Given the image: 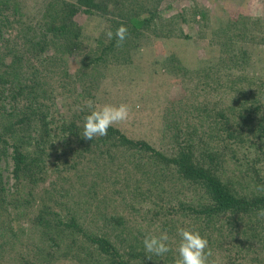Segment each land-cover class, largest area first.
Instances as JSON below:
<instances>
[{"label": "rangeland", "instance_id": "1", "mask_svg": "<svg viewBox=\"0 0 264 264\" xmlns=\"http://www.w3.org/2000/svg\"><path fill=\"white\" fill-rule=\"evenodd\" d=\"M1 1L0 134L5 141H0V264H112L89 243L76 248L73 241L82 238L43 226L37 217L46 207L55 211L46 209L43 214L51 224L55 218L78 215L76 225L87 226L93 236L110 232L121 241L125 233L113 228L123 224L136 232L134 241L127 240L131 244H143L146 234L166 231L171 251L163 256L149 253L152 259L145 257L144 264H174L180 239L172 238L175 220L186 219L200 230L188 213L209 201L202 187L185 181L162 160L189 145H194L195 159L214 170L235 194L264 192V137L259 136V130L264 131V105L258 109V103L264 104V0H106L108 13L91 15L82 12L79 0ZM62 22L65 28L59 27ZM120 25L135 29L118 46L106 33ZM64 42L76 44L71 55L62 52ZM22 84L23 91L14 99L12 89L16 86L18 91ZM47 86L55 104L48 110L47 103L36 107L43 120H33L30 128L35 133L30 135L29 126L17 128L15 122L33 114L30 93L39 95ZM89 100L97 106L128 104L129 119L113 128L147 142L155 152L81 137L97 146L77 152L80 157L74 161L83 163L74 185L49 167L47 172H56L43 189L40 179L47 172L36 181L26 173L36 168L41 155L47 118L59 113L62 119L54 126L58 131L75 121L82 133ZM13 131L23 142L30 138L26 150L34 156L29 157L30 171L18 179L9 139ZM70 147L60 146L53 153L54 163H62V156L73 163ZM100 148L114 157L110 166L95 165V150ZM100 194L106 197L103 204ZM62 196H76L77 206L61 205ZM98 203L101 209L94 211ZM236 219L225 229L237 225ZM220 220L225 224L224 217ZM255 228L247 232L254 234ZM242 234L236 230L234 237L213 246L218 249H210L209 264H264L263 259L253 261L256 255L250 246L240 244L241 237H250ZM201 235L208 239L205 231Z\"/></svg>", "mask_w": 264, "mask_h": 264}, {"label": "trees", "instance_id": "2", "mask_svg": "<svg viewBox=\"0 0 264 264\" xmlns=\"http://www.w3.org/2000/svg\"><path fill=\"white\" fill-rule=\"evenodd\" d=\"M79 2H80L81 7H83L82 12L87 13L88 15H91L92 13H94V11L100 14H102V12L108 13L109 11V8H108L109 3L106 0H79ZM2 3L3 2L0 0V6H2ZM77 10L79 9L76 8L75 11ZM139 21L140 20H136L135 22L134 20L133 23L135 22L136 24H139ZM248 21H252V19L247 18V22ZM66 26L67 24L63 22L59 24V27H62V28H65ZM127 29H129V26H127ZM134 29H135L134 26H132V28L128 30V35H130L129 33L134 32ZM60 35H63V32L55 36L58 37ZM65 43L67 42H64V44ZM68 43L65 45L66 49L62 51L63 53H65V55L66 54L71 55L72 51L75 49L76 44L73 46V44L68 45ZM263 45H264V40H263ZM6 71L7 70L3 68V73H5ZM47 78L49 77L47 76ZM16 88L17 87L15 86L12 89V93H13L12 95L14 99H16L17 96L21 94V92L24 89V85L22 84V86H20L18 91L16 90ZM30 94L32 98L28 100V102H29V107L32 108L34 111L33 114H31L33 115V117L31 115L24 114V116L22 115L20 116L19 119L16 120L15 124L17 125V128L22 126V124L23 125L25 124V126L27 127L29 126V131L31 132L30 135H32V133H35L34 129L30 128V126L33 125V122H35L33 120H35V118L36 120L38 119L39 121L43 120V114L40 112V110L36 111V107L38 108L45 107V103H47V110L49 108L52 109V106L55 104V97L52 95L51 91H49L48 86H47V90H44V92H42L39 95H33L32 93ZM258 105H259L258 109L261 110L262 108H260V106L263 107L264 104L258 103ZM255 109L257 110V108ZM43 113L45 115L46 112L43 110ZM60 119L62 118H60L59 113H56L55 116H51V118L49 119L47 118V133L41 136L42 137L41 141L43 142L44 147L42 149L41 155L37 158L38 162L35 164L36 168L31 172H28L30 171V167H31L30 166L31 163H29V157L33 158L34 156L31 152L29 154L26 150L27 146L29 145L28 142L30 138L26 142H23L19 139L21 135H18L15 131L11 132V134L9 135V139L12 142L13 147H14L12 151V159L14 161L13 172H14V176L17 179L20 178V176L24 175L26 172H28L26 173V175L31 176L32 178L30 179L32 181L34 180L36 176H39L37 178H40L41 174L46 175L47 171L45 168L52 167V169L59 170L58 175L60 176V178H63L65 182L71 183V185H74L73 179L76 178L74 175L75 173L79 172L78 168L81 167L80 165L83 163V162H80V160L78 162L74 161L75 158L80 157L77 154V152L79 153L81 150H84V149L89 150L88 147L97 146V145H95L94 143L88 144V143L83 142V140L81 139L82 136L80 134L81 128L78 127L77 124H75V121L68 122L69 124H66V126L63 127V131L66 132L67 130L69 133L63 134V131H58L56 127L54 126L59 125ZM45 123L46 122H44V124ZM51 124H53V128H49L48 125H51ZM258 126L261 128V130H263L261 124H259ZM38 132H39V129H38ZM5 133H10V132L5 131ZM259 133H260L259 136L261 137V139H263L264 131L259 130ZM40 135L39 133L37 134L38 137H40ZM106 139L112 140L111 142L113 143V145H115L114 143H116L115 146L121 145L122 148H127V149L137 148L139 150L144 149L147 151L150 150V151L155 152L147 142L143 140L131 139L113 127H110L108 129L107 135L98 137L96 142L98 141L103 142ZM211 140L213 141V138H211ZM0 141H5V138H3L1 134H0ZM75 143H77L78 146H73ZM53 146H58V147L55 149L53 148ZM60 146H63V147L71 146L69 149L72 151L74 156L71 157L69 160L73 161V163H70L68 160H63L65 159L63 158V156L61 160L62 163L60 162L54 163L53 153ZM193 146L189 145L187 147V150H183V151L179 150V152L174 157H170V158L168 157V158L162 159L164 160L165 163L168 164L169 167L176 169L182 176L181 178H183L185 181L189 183H194L195 185H199L206 192V195L209 199L208 204H206L205 206H201V208H191L190 212L188 213V214L191 213L193 216L191 219L192 220L191 224L199 225L198 227L196 226V229L198 228L200 229L198 230L200 234L205 231L208 237L207 241H208L209 249L217 247L219 243L223 242V239H230L232 235L234 237L236 234V230L243 233L242 235L244 236L249 235L250 236L249 238L241 237L240 239L242 240L240 244H242L243 247H245V244H247L248 246L252 248L251 253L256 255L253 261L256 262L257 260H260V259L264 260L263 250H261V248H264V217L258 216V210L264 209V192L263 193L258 192L252 195L235 194L234 192L230 190V188L225 184L222 178L216 174L214 170H212L207 164H203L199 160L195 159ZM95 151H96V154L94 155L95 161H96L95 165L103 166L102 165V162H103L106 164V166H110L112 162L115 161L114 157L112 156L109 150H108L109 152L103 151L102 149L101 151L99 149ZM62 153L65 157H67L64 154V152ZM103 155H106V157H104ZM157 157L162 158V156L159 154H157ZM96 159H99V160H96ZM61 169H63V172H60ZM55 172L56 171L47 172V177L41 178L40 184H42L44 187L45 184L43 183L47 182L46 180L49 179ZM61 173L62 174L64 173V175L63 176L60 175ZM34 181H36V179ZM126 181L127 180L125 179L124 182ZM43 189L46 190L45 187ZM61 193H66V192H61ZM75 197L62 196V199L65 201V203H61V205H64V206L69 205V204H71L72 206L76 205ZM45 198H47V194ZM52 198H57V197H54V195H52ZM62 199H59V200L64 202ZM98 199L102 204L106 201L105 200L106 197H104L103 194H100ZM59 200H54L52 201V203H58ZM200 205H203V204H200ZM46 209H48L51 212H55L51 208L46 207ZM46 209H43L40 212V214L37 217L38 220L41 222H44L42 223L43 226H47V227L54 226L55 228H58V230L61 231L63 235H71L72 237L82 238L83 241L82 240L80 242H77L76 240L73 241L76 248L82 246L85 243H89L91 246L90 248H95L99 252V254L108 256V259L111 261L112 264H134V261L139 262V260L141 261L142 264H144V260L148 258L149 256V253L145 252L143 244H139V242L138 243L134 242L135 244H131L130 242H127V240L134 241L136 232L134 231L129 232L128 230L122 228L123 224L114 225L111 221L110 216L108 217V219H110L111 223L114 225L115 228L113 229L121 230L123 233H125V237L121 241L114 240V237L112 236L110 232H107L108 233L107 235L95 234L96 236H93L88 231L87 226L85 225L83 226L85 228L84 230L83 227L76 225L77 220L80 219L78 218V215L71 216L70 218H68V216L65 215L63 219L55 218V221L53 222L54 224H51L50 223L51 221H48L43 217V214H47ZM99 209H101L100 203H98L93 208L94 211L99 210ZM234 216H237V219H236L237 225H234L232 227H227L228 229H225L226 227L225 225L228 226L230 222L232 223ZM102 217L103 219L107 218L105 214H103ZM221 217H224L225 224L223 220L222 221L220 220ZM203 218H205V221H206L204 224L201 222V219ZM258 222L259 224L257 226L256 224ZM112 224H109V225L112 226ZM166 224L167 222L165 223L164 228H168ZM248 224H251V225H248ZM174 225L175 226L172 228V230L174 229L177 230L178 227H190L186 219L182 222L180 221L179 223L175 220ZM252 225H255L256 227L255 229L252 230V231H255L254 234L253 232H247L249 231V228ZM222 230H226V232L229 230L228 234L224 235V233H222ZM170 232L172 234L171 229H170ZM176 236H178L177 232L172 235V238H175ZM122 241H124V243ZM129 245H132V247ZM136 245H138L140 248L136 249L135 248ZM214 249L217 250L218 248H214ZM211 253H213L212 250H211Z\"/></svg>", "mask_w": 264, "mask_h": 264}, {"label": "clouds", "instance_id": "3", "mask_svg": "<svg viewBox=\"0 0 264 264\" xmlns=\"http://www.w3.org/2000/svg\"><path fill=\"white\" fill-rule=\"evenodd\" d=\"M108 39L115 37L117 45H122L128 36V29L120 25L115 29L107 31ZM89 110L83 118V130L81 136L86 140H93L95 137L107 135L108 129L117 124L126 122L130 115V106L126 103L95 105L89 100L86 103ZM264 191V188L261 189ZM258 216L264 217V209L258 210ZM177 234L180 237L175 248L174 264H209V257L212 255L208 241L198 230L191 227H178ZM167 232L159 235L146 234L143 238V246L147 253L155 256H163L171 251ZM151 260L152 257L148 256Z\"/></svg>", "mask_w": 264, "mask_h": 264}]
</instances>
